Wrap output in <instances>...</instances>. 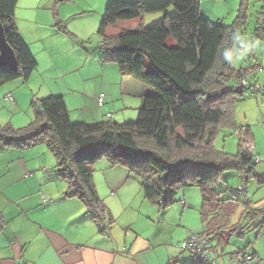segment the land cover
Here are the masks:
<instances>
[{"label": "trees", "instance_id": "16d2710c", "mask_svg": "<svg viewBox=\"0 0 264 264\" xmlns=\"http://www.w3.org/2000/svg\"><path fill=\"white\" fill-rule=\"evenodd\" d=\"M17 2L0 0L4 39L16 59L15 70L0 68V86L27 81L37 68L36 59L15 25ZM245 5L243 0L232 25L223 26L200 17L199 0H111L97 30L102 49L107 52L105 62L115 64L121 76L157 92L143 96L137 120L72 123L63 97L50 95L33 102V117L26 126L0 125V147L23 151L45 145L55 160L56 172L67 185L64 196L77 199L85 207L101 235H107L115 224L93 182L91 167L102 157L108 169L124 167L129 178L139 185L144 200L161 212L174 205L182 189H199L203 228L191 235L199 238L209 264H217L215 249L223 254L230 237L244 236V230L233 227L231 219L245 203L219 190L223 173L233 171L240 179H254L264 187V175L256 173L260 160L256 162L257 156L244 150L240 140L234 155L214 147L223 129H242L233 121L234 99L237 101L249 90L264 93L263 88L251 82L253 74L262 71L257 62L248 66L245 59L237 67L232 60L245 48L241 42L247 19ZM171 8L174 15L170 16L167 11ZM150 13H163V20L107 34L117 22L141 20ZM260 16H264V9L257 14L255 41L264 38L257 28ZM60 25L58 22L55 26ZM59 30L68 33L63 27ZM248 74L249 82L242 86L240 81ZM245 135L249 139V133ZM240 218L248 220L256 237L262 239L264 206L247 207ZM4 227L0 216V232ZM213 242L215 246L211 247ZM210 250L213 257L209 256ZM247 250L248 247L238 252L236 264L258 259L256 252ZM191 255L187 263L171 260L169 264H207Z\"/></svg>", "mask_w": 264, "mask_h": 264}, {"label": "crops", "instance_id": "0c3cea01", "mask_svg": "<svg viewBox=\"0 0 264 264\" xmlns=\"http://www.w3.org/2000/svg\"><path fill=\"white\" fill-rule=\"evenodd\" d=\"M88 1L90 2L88 13L92 15L91 10L96 9L95 11L100 15L111 0ZM55 4L56 0H18L16 4L14 18L17 31L38 61L37 68L28 79L27 85L33 75L40 81L37 88L30 84L26 88L18 81L0 86V112L1 109L6 110L1 107L2 103L6 102L5 96L10 95L13 98V103L7 102L13 113L2 112L0 121L2 124H11L16 128L26 126L32 120L29 104L31 106L42 96L46 98L50 95L63 97L72 123L90 124L113 119L110 114L104 116L106 113L104 106L107 102L120 101V98L115 99V95L109 90L111 85L109 81H117L120 74L115 64H106L101 55H90L79 49L80 61H77L69 71H66L69 66L67 61L59 66L61 63L55 64L53 56H48L49 59L46 57L49 62L44 67H40L38 57L41 58L43 53L49 54L47 50L52 49L55 39H57L56 44L61 38L53 28L55 17L53 19L52 14L56 11ZM70 5L74 9L87 10L86 7H80L77 1L72 0ZM98 14L88 20L90 26H97V20L100 18ZM38 18H42L43 21H39ZM122 22H117L109 28L115 33H108V29L107 34L114 35L127 30L123 28L124 24H119ZM130 22L132 21L126 23ZM46 23L49 24L47 26L50 29L43 25ZM44 30H49L50 33L44 35ZM46 40L52 41V44L48 45ZM88 58H91V62L87 66ZM248 59L250 58L247 57L246 60ZM85 67L87 68L82 71L81 69ZM55 69V77L46 78L45 75ZM97 74L102 78L106 76L107 79L99 88L94 81ZM126 78L121 76L122 91ZM47 81L52 82L50 86H47ZM129 83L132 87L135 85L139 87V84L132 80ZM140 85L142 90L133 92L137 107L141 106L142 93L146 90L142 84ZM43 86L47 89L42 90ZM32 88L34 90H31ZM102 95H104V103L99 107L96 98ZM244 126L248 128L249 141L253 142L254 152L257 132L252 130V125ZM52 159L50 152L42 147L23 151L0 147V216L5 222V227L0 232V264H150L151 261L147 257L138 258L141 252L152 250L153 247L150 243L148 248L136 245L137 239L140 238L139 234L135 235L134 241L128 246L130 241L112 237L109 233L112 229L107 235L98 233L97 227L90 221L80 202L64 196L67 185L60 177L51 174ZM44 170H48V173ZM116 175L118 173L110 178L113 183L110 188L119 189L121 185L123 189L127 187V191L133 187L132 183L139 187L129 178L127 172L123 173V179L121 176L116 179ZM143 200L144 198H141V203ZM185 213L183 211L182 215ZM167 260L170 263L175 259L168 253Z\"/></svg>", "mask_w": 264, "mask_h": 264}, {"label": "rangeland", "instance_id": "374dc122", "mask_svg": "<svg viewBox=\"0 0 264 264\" xmlns=\"http://www.w3.org/2000/svg\"><path fill=\"white\" fill-rule=\"evenodd\" d=\"M78 2L80 7H86L87 10H78L72 8L71 1L66 2L56 0L55 8L56 11L52 14V18L55 17L54 29L57 35H60V42L56 43V40L52 44V41H47L48 45L52 44V49L47 53H43L42 57H38L40 60V67H44L49 61L46 57H54L55 64H62L67 61L69 66L66 71H69L80 61L79 59V49L85 51L87 54L101 55L105 62V57H107V52L103 49L97 48L99 43H102V38L98 35L97 30L101 22L102 16L105 12L106 6L103 8V14H98L99 12L91 10L92 15L88 13L90 9V2L88 0H73ZM133 1V0H128ZM200 2V17L208 20L213 24H219L223 26L232 25L238 16V10L241 6L243 0H199ZM246 7V25L245 30L241 35V42L245 47L242 55L234 56L232 58L234 64L239 67L241 63L247 58L248 64L257 62L262 68L260 73H255V76L251 79L252 83H257L261 88L264 89V38H258L257 41L255 35L256 28V18L257 14L264 9V0H245ZM95 11V12H94ZM58 15L59 20L57 15ZM99 15L97 20V26L92 27L89 25L88 20L92 19L94 15ZM168 15H174V10L171 8L167 11ZM163 13H150L145 14L140 19L132 20L130 23H119L124 24L127 30H136L140 25L143 27L152 26L163 20ZM49 18V16H48ZM39 21H43L42 18H38ZM50 19V18H49ZM49 21V20H48ZM60 22V26L56 28L55 25ZM49 23V22H47ZM43 24L44 26L49 24ZM96 25V23H95ZM43 27V26H42ZM60 27L67 30L68 33H63L60 31ZM52 28V27H51ZM109 29L108 33L113 34ZM49 30H44V35L49 34ZM252 55L255 56L253 60ZM49 59V57H48ZM91 58L87 59V66L91 62ZM37 61V60H36ZM247 61V60H246ZM38 62V61H37ZM38 64V63H37ZM113 64V63H112ZM67 65V64H66ZM253 65V64H252ZM116 66V65H115ZM87 67L81 69L84 71ZM118 68V67H117ZM56 69L50 70L46 76L48 79L55 77ZM68 73V72H67ZM120 73V72H119ZM35 75L30 79V83L27 85V81L17 80L22 86L28 88L29 84L32 87L37 88L40 79H35ZM123 84V91L121 90V74L117 81H109V90L111 94L115 95V99L120 98L119 102H107L104 106V114H110L112 121L116 123H132L137 120L138 109L136 105V100L133 92H138L142 90V84L146 90L142 93L145 95H155L157 92L150 86L144 85L143 83L136 81L130 77ZM106 76L102 78L100 74H97L94 81H96V86L99 88L101 84L106 83ZM134 81L139 84V87H132L129 81ZM52 82L47 81V86H50ZM119 89H118V88ZM47 89L43 86L42 90ZM31 90H34L33 88ZM121 91V92H120ZM131 94V95H129ZM104 96V95H102ZM100 97V96H98ZM98 97L96 99H98ZM42 98L39 99H43ZM143 98V97H142ZM233 101V121L234 123L242 127V134L245 135L249 133L248 128L244 125H252V130L256 131V148L254 149V155H259L260 162L256 165V173L259 175H264V93H252V91H246L241 97L236 98ZM104 100V99H103ZM97 101V100H96ZM97 103V102H96ZM98 105V103H97ZM116 105V107H115ZM99 106V105H98ZM1 107L6 110L0 112V121L2 120V115L7 111V113L12 114L13 111L7 102H3ZM30 112L32 111V105L30 106ZM101 107V106H99ZM3 112V113H2ZM6 113V114H7ZM33 117V113H32ZM250 123V124H249ZM0 125H5L0 122ZM238 129L234 130L230 127L223 129L217 139L214 142V147L217 150H222L228 154L234 155L238 150ZM251 142V141H250ZM253 143V142H252ZM255 144V143H254ZM242 148L246 149V147ZM37 147L45 148V145H40ZM35 147V148H37ZM49 152V151H48ZM51 158L52 155H51ZM258 159V160H259ZM52 172L53 176L60 177L56 172L55 161L52 159ZM106 158H100L92 167L94 186L99 199L103 202L107 213L110 212L115 224L109 232L112 237L117 240L134 241L135 235H140L137 239L136 245H141L148 248V244H152V250H147L140 253L138 258L150 259V264H169V256L173 255V258L179 263H187L192 259V255L180 248V244L185 241L188 236L192 233H199L202 230V225L199 218V207L201 204V195L199 189L197 188H186L182 189L176 196L174 205H172L165 212H161L154 207L152 204L143 200L141 203V198H143L140 188L132 183L133 187L126 191L127 187L120 185L119 189L110 188L113 185L110 178L113 174L121 176L123 179V173L126 174L127 170L124 167L118 166L113 169H108ZM125 176V175H124ZM223 180L219 184V190L225 192V196L234 195L239 198L243 203L234 217L231 219V225L235 228L239 227L244 230V236L237 238L234 235L229 238L228 245L224 246V253L221 254L219 249L217 250L216 259L217 264H236L237 254L240 250L248 247V252L250 250L255 251L258 259L249 262L248 264H264V240L256 237V231L250 226V222L244 218L239 219V215L247 208L251 207L254 209H260L264 206V187H260L254 179L243 180L237 177L235 172L228 171L223 173ZM119 179V178H118ZM134 188V189H133ZM136 188V189H135ZM139 188V189H138ZM115 189V190H111ZM184 200V205L182 207L181 201ZM247 201V202H245ZM81 204V203H80ZM82 205V204H81ZM83 206V205H82ZM85 209V207L83 206ZM86 211V210H85ZM185 211V215L182 212ZM238 225V226H237ZM211 247L215 246V243L210 244ZM209 252V251H208ZM229 254H235L230 256ZM209 256L213 257V251L210 250Z\"/></svg>", "mask_w": 264, "mask_h": 264}, {"label": "built area", "instance_id": "2783aa9c", "mask_svg": "<svg viewBox=\"0 0 264 264\" xmlns=\"http://www.w3.org/2000/svg\"><path fill=\"white\" fill-rule=\"evenodd\" d=\"M67 2L68 1H71V0H66ZM257 28L259 29V35H262L264 34V16H260L259 19H258V22H257ZM98 48L102 49L104 47V45L102 43H99ZM242 49L240 48L239 49V52L241 51ZM249 79H250V76L249 74L248 75H245L242 79H241V85L244 86V85H247L248 82H249ZM4 100L6 102H9V103H13V98L10 96V95H7L5 96ZM97 103L99 106H102L103 103H104V100H103V96H100L98 97L97 99ZM243 132V129L239 130L238 131V134H239V140L241 141V144L243 145V147H246V151L252 153L253 152V145L251 144V142L249 141V139L247 138L246 135H243L242 134ZM246 145V146H245ZM259 160L256 159V162H258ZM45 173H48V170H44ZM181 204L184 206V202L182 201ZM262 239L264 240V234H262ZM180 248L186 252H189L193 255H196L200 260L201 262L203 263H207L209 264V260L207 258V251L202 247V244L199 240L198 237H196L195 235H189L188 238L183 241L181 244H180ZM211 264H215L214 262H210Z\"/></svg>", "mask_w": 264, "mask_h": 264}, {"label": "water", "instance_id": "95a60500", "mask_svg": "<svg viewBox=\"0 0 264 264\" xmlns=\"http://www.w3.org/2000/svg\"><path fill=\"white\" fill-rule=\"evenodd\" d=\"M7 67L10 70H15L16 59L13 51L6 44L3 29L0 24V68Z\"/></svg>", "mask_w": 264, "mask_h": 264}, {"label": "bare ground", "instance_id": "6f19581e", "mask_svg": "<svg viewBox=\"0 0 264 264\" xmlns=\"http://www.w3.org/2000/svg\"><path fill=\"white\" fill-rule=\"evenodd\" d=\"M253 145V143H251ZM254 146V145H253Z\"/></svg>", "mask_w": 264, "mask_h": 264}]
</instances>
